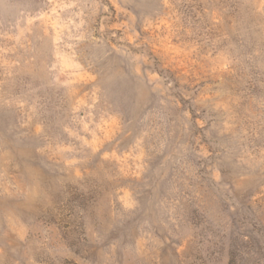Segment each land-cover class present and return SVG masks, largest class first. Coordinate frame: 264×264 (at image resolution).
I'll use <instances>...</instances> for the list:
<instances>
[{"label":"rangeland","instance_id":"obj_1","mask_svg":"<svg viewBox=\"0 0 264 264\" xmlns=\"http://www.w3.org/2000/svg\"><path fill=\"white\" fill-rule=\"evenodd\" d=\"M0 264H264V0H0Z\"/></svg>","mask_w":264,"mask_h":264}]
</instances>
